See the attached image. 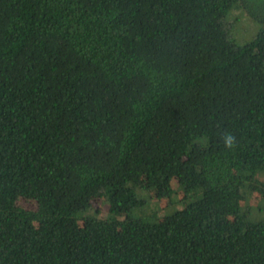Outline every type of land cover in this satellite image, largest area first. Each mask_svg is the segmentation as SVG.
Segmentation results:
<instances>
[{
	"label": "trees",
	"instance_id": "16d2710c",
	"mask_svg": "<svg viewBox=\"0 0 264 264\" xmlns=\"http://www.w3.org/2000/svg\"><path fill=\"white\" fill-rule=\"evenodd\" d=\"M0 264H264V0H0Z\"/></svg>",
	"mask_w": 264,
	"mask_h": 264
},
{
	"label": "rangeland",
	"instance_id": "374dc122",
	"mask_svg": "<svg viewBox=\"0 0 264 264\" xmlns=\"http://www.w3.org/2000/svg\"><path fill=\"white\" fill-rule=\"evenodd\" d=\"M227 19L230 23L234 21V25L231 29V37L239 45L251 41L255 37L259 29V26L256 23L252 22L244 13H239L236 16V12H230L227 16ZM19 204L24 208L34 207L32 203H28L23 200L20 201ZM91 205L94 208H98L102 212L106 210V207L102 204L99 198H94L91 201Z\"/></svg>",
	"mask_w": 264,
	"mask_h": 264
},
{
	"label": "clouds",
	"instance_id": "9594fccd",
	"mask_svg": "<svg viewBox=\"0 0 264 264\" xmlns=\"http://www.w3.org/2000/svg\"><path fill=\"white\" fill-rule=\"evenodd\" d=\"M234 137L231 134H227L224 138L225 147L231 148L233 146Z\"/></svg>",
	"mask_w": 264,
	"mask_h": 264
}]
</instances>
